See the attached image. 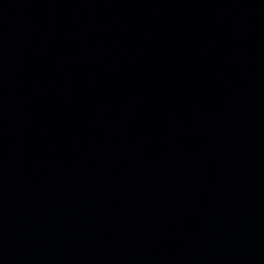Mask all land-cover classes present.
Wrapping results in <instances>:
<instances>
[{
  "label": "water",
  "instance_id": "obj_1",
  "mask_svg": "<svg viewBox=\"0 0 264 264\" xmlns=\"http://www.w3.org/2000/svg\"><path fill=\"white\" fill-rule=\"evenodd\" d=\"M0 264H264V0H0Z\"/></svg>",
  "mask_w": 264,
  "mask_h": 264
}]
</instances>
